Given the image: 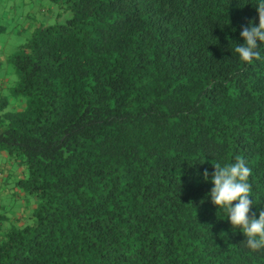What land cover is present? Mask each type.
<instances>
[{
  "label": "trees",
  "instance_id": "16d2710c",
  "mask_svg": "<svg viewBox=\"0 0 264 264\" xmlns=\"http://www.w3.org/2000/svg\"><path fill=\"white\" fill-rule=\"evenodd\" d=\"M49 1L61 22L9 56L25 105L0 151L33 202L1 221L0 264H264L207 195L240 156L264 210V44L234 51L259 0Z\"/></svg>",
  "mask_w": 264,
  "mask_h": 264
},
{
  "label": "rangeland",
  "instance_id": "374dc122",
  "mask_svg": "<svg viewBox=\"0 0 264 264\" xmlns=\"http://www.w3.org/2000/svg\"><path fill=\"white\" fill-rule=\"evenodd\" d=\"M25 4L22 0H0V123L6 113H14L25 105V98L13 93L16 81L14 67L9 60L18 46L24 43L37 24H53L61 20V10L51 1ZM61 18V17H60ZM6 176H3V175ZM22 174L18 159L6 151H0V215L6 222L14 220L15 214L28 211L33 200L22 191L16 181ZM24 216L18 214L17 219ZM16 222H23L18 220Z\"/></svg>",
  "mask_w": 264,
  "mask_h": 264
},
{
  "label": "clouds",
  "instance_id": "9594fccd",
  "mask_svg": "<svg viewBox=\"0 0 264 264\" xmlns=\"http://www.w3.org/2000/svg\"><path fill=\"white\" fill-rule=\"evenodd\" d=\"M256 12L258 25L243 26L240 37L243 43L237 44L234 51L238 54L239 60L247 65H251L255 60L261 59L258 50L264 44V0H259ZM214 171L211 174L213 187L207 194L211 197V203L226 213L230 225L233 229H239L245 239V246L257 252L264 250V210L259 212L258 218L255 213H251L252 186L248 182L252 173L246 162L237 156L234 163L221 166L219 163L213 164ZM203 177L207 180L209 173L207 169L203 172ZM233 202H236L233 205Z\"/></svg>",
  "mask_w": 264,
  "mask_h": 264
},
{
  "label": "crops",
  "instance_id": "0c3cea01",
  "mask_svg": "<svg viewBox=\"0 0 264 264\" xmlns=\"http://www.w3.org/2000/svg\"><path fill=\"white\" fill-rule=\"evenodd\" d=\"M21 168H22V166H21ZM23 170V169H22ZM3 176H6L5 174L3 175ZM21 177V175L19 176V178ZM23 211H20L19 213H17V214H15V217H13L14 218V220L11 218V223H13V224H15L16 226H18V225H21L20 224V222H16V221H18V220H25V217H26V215H27V211H24V212H26V213H22ZM18 214H21V215H23L24 217L22 218V219H17V217H18ZM6 220V217H4V219H1L0 220V226H3L2 225V223H1V221H5ZM7 221V220H6ZM5 221V222H6ZM22 223V222H21Z\"/></svg>",
  "mask_w": 264,
  "mask_h": 264
}]
</instances>
